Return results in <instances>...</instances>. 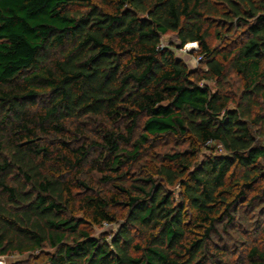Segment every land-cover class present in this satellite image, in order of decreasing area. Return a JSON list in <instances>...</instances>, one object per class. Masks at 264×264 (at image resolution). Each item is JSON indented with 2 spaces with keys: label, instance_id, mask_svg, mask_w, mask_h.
Wrapping results in <instances>:
<instances>
[{
  "label": "trees",
  "instance_id": "16d2710c",
  "mask_svg": "<svg viewBox=\"0 0 264 264\" xmlns=\"http://www.w3.org/2000/svg\"><path fill=\"white\" fill-rule=\"evenodd\" d=\"M169 33L204 70L161 47ZM11 255L264 264V0H0Z\"/></svg>",
  "mask_w": 264,
  "mask_h": 264
},
{
  "label": "rangeland",
  "instance_id": "374dc122",
  "mask_svg": "<svg viewBox=\"0 0 264 264\" xmlns=\"http://www.w3.org/2000/svg\"><path fill=\"white\" fill-rule=\"evenodd\" d=\"M194 44V43H193ZM190 44L185 45L183 48L180 47V44L173 33H169L165 36L162 37L161 39V47L162 48H167L171 52L174 53L175 57L181 60L188 69L191 71L202 69L204 70L205 67L200 64V61L198 59L197 55V44L194 45V47H190ZM232 92L236 90L237 87V82L235 78H232ZM182 147V146H181ZM179 147V149H181ZM177 144L175 142L171 141H164L162 140L161 143L159 144V147L157 148L158 152H166L170 150H177ZM212 149H215L214 147H211ZM218 150L217 153H220V150ZM204 155H208L209 151H205L203 153ZM174 195H175V200H177V188H174L173 190ZM117 230V225L115 226H108V225H103L101 228H95L93 229V235L95 237H98L102 233H115ZM36 256H19V255H11V256H4L0 257V264H15V263H20V264H40L41 262L39 260H35Z\"/></svg>",
  "mask_w": 264,
  "mask_h": 264
},
{
  "label": "bare ground",
  "instance_id": "6f19581e",
  "mask_svg": "<svg viewBox=\"0 0 264 264\" xmlns=\"http://www.w3.org/2000/svg\"><path fill=\"white\" fill-rule=\"evenodd\" d=\"M194 45H195V44H190L189 46H190V47H194Z\"/></svg>",
  "mask_w": 264,
  "mask_h": 264
}]
</instances>
